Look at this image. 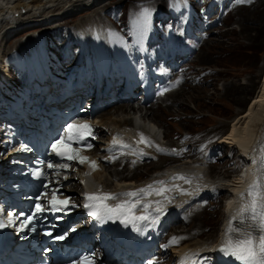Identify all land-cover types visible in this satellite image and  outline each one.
I'll use <instances>...</instances> for the list:
<instances>
[{"label":"rangeland","instance_id":"obj_1","mask_svg":"<svg viewBox=\"0 0 264 264\" xmlns=\"http://www.w3.org/2000/svg\"><path fill=\"white\" fill-rule=\"evenodd\" d=\"M139 1L141 0H101L98 5L91 4L88 7H82L77 10L78 12L70 11L71 13L69 12L64 15H54L52 18L56 23L51 24L45 22V25H38L12 36L8 43H6L7 50L5 54L8 55V52L15 47L19 49L22 46L29 50V47L31 49L33 45L37 46L39 43L38 39L45 37L43 34L42 36H34L38 31L47 32L48 30L47 35L54 40V33L52 31L58 26L61 27L62 24H69L70 27H74L75 24L79 23L88 25L92 23L101 26L100 18L111 20L109 15H111L112 9L114 11L116 6L122 9L123 16H126L130 8H138ZM156 1H160L161 4L166 2V0ZM204 8L206 11L209 9L207 6H204ZM233 8L234 10L224 17L223 22H219L208 30L210 36L199 51H195L189 60L182 63V68H186L187 70L184 74L185 82L182 85L180 93L173 97L170 96L168 100H157L152 104L156 108L161 107L165 109L159 112L160 114L157 115L159 116L158 119L145 116L146 111L150 108L144 104H142V108H138L141 105L142 97L136 98L132 111L123 112L121 108L115 107L105 112L104 117L110 116L112 120H118L132 116L134 126L140 127L145 125L147 129L154 132L160 141L172 146L178 145L179 134H192L193 143L191 146L194 150L189 151L192 153V156H186L187 160L184 163L195 164L197 160L194 159V156L199 155L197 153L198 143L205 139L212 140L220 138L228 132L231 133L234 128L244 121L243 119L249 107L254 103L257 96L261 94L264 87V0H236ZM87 20L89 22L86 23ZM16 71L18 69H15V71L13 69L9 70L13 76L16 75ZM7 77L9 75L3 74L2 77L0 76V82H5V79H8ZM183 91L185 95L181 96ZM239 97L241 99L244 98V101L241 100L239 102L235 100V98ZM174 99H178V102L173 103ZM258 108L260 109L261 106H258L256 111L262 110V108L260 110ZM107 129L104 134H101L102 142H100V146L105 145L104 141L109 137ZM123 131L125 134H131L132 128L128 127ZM97 149L98 147L95 151ZM225 151L228 153L227 148ZM237 151L239 149L234 150V152ZM155 160L153 159L150 163L136 167L139 168V172L143 176L139 179L138 174L135 175V178L138 177L139 180H142L150 177L153 172L158 171L157 168L152 167L153 164L159 162V160ZM176 160V162L172 163H181V160ZM237 160V155L232 158L230 156L227 157L225 154V156L218 159L216 164H211L213 165L211 169L216 168L215 171L217 172H211L209 166L199 165V168L209 179L222 178L224 175L227 178L233 179L238 176V171L237 169L235 170ZM106 168L103 167L101 172ZM108 168L111 171L126 170L123 164L117 165L115 163L110 164ZM127 168L136 170L132 166ZM209 171L214 174L212 177L208 176L210 174ZM91 179L95 184L99 183L97 176H92ZM82 181V174L79 170L69 173L68 186L74 183H80L81 188L83 186ZM117 182L118 180L116 178L109 177L108 185L115 187L114 185ZM80 188L76 191V194L80 191ZM229 195V190H223L219 196L220 198L211 201L210 206L208 205L204 208L202 215H200L201 212L197 213L195 215L197 217L192 221L190 220L191 216L189 220L181 219L184 222L182 225L191 227L188 233L194 230L193 233L195 234L190 242L193 241L195 243L197 240L199 242L212 241L218 237L220 225L226 216L225 202L223 199ZM198 217L204 221L202 224L203 227L199 228ZM188 227H186L185 232L188 231ZM181 229V227H175L173 225L168 227V231L170 232H174L175 230L179 232ZM200 231H204L205 234L197 235ZM211 233L214 235H211ZM168 255H173L172 250L168 251Z\"/></svg>","mask_w":264,"mask_h":264},{"label":"bare ground","instance_id":"obj_2","mask_svg":"<svg viewBox=\"0 0 264 264\" xmlns=\"http://www.w3.org/2000/svg\"><path fill=\"white\" fill-rule=\"evenodd\" d=\"M100 1L101 0H0V25H1V27H0V76L2 77L3 74L4 75L10 74L8 68L6 67V63H5V57H6L5 53L7 50L6 43H8V41L12 38V36L18 35L21 32L29 30L35 26L42 25V24L45 25V22L51 23V24L56 23V22H54V19L52 18V17H54V15H59V14L64 15L66 13H69L70 11L74 12V11L81 9L82 7H88L91 4L92 5H94V4L98 5V3ZM95 10H97V9H95ZM87 22H89V20H87L86 23ZM222 22H223V20H222ZM88 26H89L88 24L79 23L78 28L79 27L86 28ZM179 26H181V25H179ZM181 28H183V27L181 26ZM29 49H30V47H29ZM2 82L7 83V79H5V82L4 81H2ZM2 82H0V83H2ZM153 82H155V80ZM263 86H264V84H263ZM189 87H191V86H189ZM181 89H182V87L180 89H177L173 93L169 94L166 98L162 97V100L163 101L168 100L170 98V96L173 97L174 95L180 93ZM184 95H185V92L183 91L181 96H184ZM138 97H139V95L135 96L130 101L125 100V99H123V100L119 99L117 101H113L109 104V106L107 108H103L101 112L96 113L94 115V117H95V121L99 125V129L97 132L98 133L102 132V134H104L106 132V128H108L107 133H108V136L110 135L108 138H110L115 133V131L117 129H120L121 127H132V126H134L133 118H131L132 116L122 118V119H118V120H114V119L112 120L110 116L104 117V114L108 110L110 111L115 107L121 108V110L123 112H130V110L132 111V109H134L133 104H134V101L136 100V98H138ZM140 97H142V96H140ZM177 100L178 99H174L173 103H177L178 102ZM235 100L241 102V100L244 101V98L241 99L239 97V98H235ZM152 104H154L152 99H149L148 101L144 102V105L147 106L148 108H150L149 110L146 111L145 116L146 117H153L154 119H158L159 116H157V115L160 114L159 112L163 111L165 109H162L161 107L156 108L155 105H152ZM256 106L257 107L261 106L262 110H260L261 108L260 109L258 108L260 111H258V110L256 111V108H257ZM151 107H153V108H151ZM97 114H98V116L96 117ZM239 114H241V113L239 112ZM243 120L244 121L241 122V124L238 125L236 128H234L231 133L228 132L225 135L221 136L219 143H221V144L226 143L229 147L232 148V150L239 149L241 151V154L246 155L249 152V150L253 147V144L257 141V139H259L260 137L264 138V87L261 91V94H259L257 96L254 103H252V105L249 107V109H248ZM139 128L147 130L145 125L140 126ZM170 146H172V145H170ZM91 154L96 156L97 151H92ZM122 155H123V159L121 160V163H119V164H121V165L123 164V166L126 168V170L125 171H118V170L111 171L108 168L109 165L101 162L100 163L101 167L103 166V167H105V168L107 167V168L102 172L97 171V172H94L92 174V176H97L98 181H99V183H97V184H102L103 186H105L107 188H113V186L108 185L109 177L116 178L118 180L116 185H118L119 182L134 183L143 176V174L139 172V168H136V167L140 166V163L137 161H142V160H137L136 161L137 163L135 162L136 164L133 167V168H136V170H131L130 168H127V167H129V163L132 162L130 159V155L129 154L127 155L125 153H123ZM247 156L250 159V152ZM251 156L255 160L256 151H253ZM176 159L177 158L170 157L169 154L161 153L159 156V162L157 164H153L152 167L160 170L163 168V166H166L170 163L173 164L172 162H176L177 161ZM253 165H255V163L250 164V161H249L247 168L244 171V174L245 173L247 174L249 172V169H251L253 167ZM211 167H213V165L209 166V170L211 172L216 170V168H214L212 170ZM194 169L196 170V172L193 173V178H194V180L197 181V183L201 184L200 186L197 184V188L201 192L209 191L213 187H215V189H220V191H223V190L228 191L229 190L230 195L225 197V198H230L233 196V191H234V193L236 195L235 198L231 199L230 201H228L225 204L226 213L229 215L227 223L230 220H232L234 217L238 218L239 216L237 215V213L239 212L241 207L244 204H246L247 195L244 191L246 189H248L249 186L251 185L249 183V181L243 180L245 175H242V176L238 175L237 177H235L233 179L227 178L226 175H224V177H222V178H210L209 179L206 177L207 175L205 176V174L199 173L198 168H194ZM169 171H170L169 169L166 170L165 174H169L170 173ZM210 171H209V173H210ZM215 172H217V171H215ZM138 174H139V176H138L139 179H138V177L135 178V175H138ZM212 175H214V174L210 173L208 176L212 177ZM175 176H177V175L172 173L171 175L166 177L165 182H167V180H169L170 178H173ZM82 179H84L83 174H82ZM148 183H151L153 185V183H154L153 178H149L148 180H146L144 183H142L140 185H135L134 187H132V189L144 188L147 186ZM202 184H205L207 187L201 188ZM116 185H114V186H116ZM80 186H81L80 183L72 184L70 186V190L73 192L67 193V195L74 194V193L76 194V191L80 188ZM201 192H199V194ZM199 194H198V196H199ZM242 194H244L243 197H242ZM224 199H223V201H224ZM204 208L199 207V209H197L198 211H195V213L191 216V218L189 217L190 220L192 221L194 218H196L197 216H195V215H197V213H199V212H201L200 215H202V213H204ZM192 210H194V209H192ZM189 218L187 220H189ZM198 218H197V220L199 221V223H198L199 228L203 227L202 224L204 221L202 219H200V217H198ZM183 223L184 222L181 220L175 222V224L173 226L182 228L181 231H179V232H177L175 230L174 231L175 234H185V233L190 232L189 228H191V227H188L187 225L186 226L182 225ZM192 224H193V222H192ZM252 224H253V221H251L249 218H247L244 225L235 224L234 226L243 230ZM148 226H151V224H148ZM186 227H188V231L185 232ZM193 231L191 233H193ZM191 233H188V234L190 235ZM203 233H204V231H200L197 235H201ZM194 234L195 233H193L191 235H194ZM211 235H214V234L211 233ZM199 243L204 244V242H199L197 240L195 243L194 242L188 243L185 247L195 246L196 244H199ZM204 247L209 249L210 243H208ZM182 249H183V246L179 247V249H173V251H172L173 255L172 256L180 253V250H182Z\"/></svg>","mask_w":264,"mask_h":264},{"label":"snow or ice","instance_id":"obj_3","mask_svg":"<svg viewBox=\"0 0 264 264\" xmlns=\"http://www.w3.org/2000/svg\"><path fill=\"white\" fill-rule=\"evenodd\" d=\"M145 19L147 18V10L144 11ZM165 89L164 91H167ZM163 94V93H161ZM65 131L67 137H61L52 144V151L56 156L69 161H78L83 164L88 162L93 170L98 167V164L94 160H90L89 157L82 156L81 150L72 147V143H82L87 137L92 135V127L88 123L81 124H68ZM141 143H146V138L141 134ZM88 148L92 145L88 144ZM264 151V148L261 149ZM175 152V150H173ZM109 159H113L110 157ZM253 163H256L254 160ZM261 169L264 170V159L260 161ZM69 164H52L48 163L47 168L52 169H68ZM33 175L39 177L43 173L40 169L33 170ZM173 179L185 180L190 183L191 181L182 175H177ZM155 183L161 185L160 188H154L153 185H147L144 188L137 189L135 191H129L125 193H86V203L84 207L88 209V215L94 219L106 222L108 220H119L121 223H131L139 231V224H151L158 223L159 216L163 214L164 208L162 201H151L141 204V194L143 196H163L171 202V198L167 197L165 193L173 190H179L181 194L185 193L183 189H180L179 185H173L172 188L164 187L165 181H156ZM45 188L49 186L44 185ZM128 196L133 199L123 200L117 204H110L109 201L115 200L118 196ZM248 202L241 207L238 215L243 219L249 218L251 221L256 222L255 226L249 225L247 228L241 230L233 225L232 221L229 222V227L225 233V240L222 242L218 251L226 256L232 257L238 264H264V183L261 179L253 181L247 191ZM244 194H242V197ZM39 199V198H38ZM71 201L70 198L59 199L58 189L51 191V199L48 201V206L53 211H62L69 207ZM155 205V207H153ZM45 207L40 203L35 205V213L33 215L25 217L23 221V227L30 225L35 217V214L45 211ZM137 210H140L142 214L137 215ZM153 212L155 215H153ZM9 223H13L11 217L14 215L12 212H8ZM235 219V218H233ZM3 223H0V227H4ZM22 230V229H21ZM74 230V229H73ZM51 235V233H48ZM56 239H64L63 236L56 237ZM182 237H173L170 243H178ZM167 247V246H165ZM79 264H94V259L90 256H85ZM149 264L154 262L149 261ZM181 264H187V259L181 261Z\"/></svg>","mask_w":264,"mask_h":264}]
</instances>
